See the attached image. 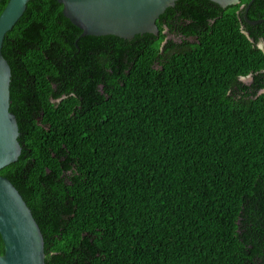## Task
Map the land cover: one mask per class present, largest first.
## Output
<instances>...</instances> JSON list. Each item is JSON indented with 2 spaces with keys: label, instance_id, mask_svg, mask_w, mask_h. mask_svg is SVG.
<instances>
[{
  "label": "trees",
  "instance_id": "obj_1",
  "mask_svg": "<svg viewBox=\"0 0 264 264\" xmlns=\"http://www.w3.org/2000/svg\"><path fill=\"white\" fill-rule=\"evenodd\" d=\"M249 1L177 0L131 39L81 36L58 0L28 2L2 48L22 153L1 174L46 264H264V21H246ZM176 12L199 48H161Z\"/></svg>",
  "mask_w": 264,
  "mask_h": 264
},
{
  "label": "water",
  "instance_id": "obj_2",
  "mask_svg": "<svg viewBox=\"0 0 264 264\" xmlns=\"http://www.w3.org/2000/svg\"><path fill=\"white\" fill-rule=\"evenodd\" d=\"M1 1V0H0ZM30 0H9L0 14V234L4 253L0 264H46L45 239L26 200L1 169L18 160L22 153L19 123L10 110L12 69L2 48L5 36L26 11ZM64 15L82 29L81 36L116 35L131 39L137 34L159 32L157 19L177 0H58ZM223 7L241 0H211ZM255 0L245 7V19ZM244 5H242L243 7Z\"/></svg>",
  "mask_w": 264,
  "mask_h": 264
},
{
  "label": "flooded vegetation",
  "instance_id": "obj_3",
  "mask_svg": "<svg viewBox=\"0 0 264 264\" xmlns=\"http://www.w3.org/2000/svg\"><path fill=\"white\" fill-rule=\"evenodd\" d=\"M167 16H170V18L160 19L161 24L165 26L164 32L166 31L168 32V34L166 35V38L164 39L161 45V48H166L170 40L173 41V44H174V45L172 44L173 45L172 48H199L197 44L195 45V42L203 39V35H202L203 29H197L196 33L187 34L186 31H188L187 30L188 27L191 24H193L191 22V19L184 18L182 16V13L180 12L168 14ZM171 25L174 26L172 27V29H171ZM170 29L171 31H169ZM178 30H180V32H178ZM207 31L208 30L206 29L205 32ZM259 44H261L262 47L264 48V41H260ZM239 82H243L246 85L252 86L255 83L254 75L253 74L241 75L239 77ZM253 89L254 88L252 87L250 88V90H253ZM263 90H264V87L260 88L258 92L262 93Z\"/></svg>",
  "mask_w": 264,
  "mask_h": 264
},
{
  "label": "rangeland",
  "instance_id": "obj_4",
  "mask_svg": "<svg viewBox=\"0 0 264 264\" xmlns=\"http://www.w3.org/2000/svg\"><path fill=\"white\" fill-rule=\"evenodd\" d=\"M259 46H261L262 47V45L261 44H259ZM264 91V90H263Z\"/></svg>",
  "mask_w": 264,
  "mask_h": 264
}]
</instances>
